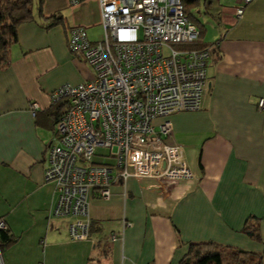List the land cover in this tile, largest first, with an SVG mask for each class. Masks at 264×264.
I'll return each mask as SVG.
<instances>
[{
	"label": "crops",
	"instance_id": "obj_1",
	"mask_svg": "<svg viewBox=\"0 0 264 264\" xmlns=\"http://www.w3.org/2000/svg\"><path fill=\"white\" fill-rule=\"evenodd\" d=\"M237 3L190 6L211 51L202 107L152 122L170 120L173 138L166 140L180 145L196 179L177 183L155 208L131 178L112 184L107 200L92 193L83 241L71 239L70 217L51 214L56 193L44 179L45 150L63 102L52 103L51 92L94 75L69 52V30L84 26L99 41L100 4L44 0V17L17 27L0 67V264H180L199 244L252 252L264 264V110L257 107L264 98V0L249 2L240 18ZM55 14V24L44 19ZM31 102L38 104L34 115ZM254 221L257 239L243 233Z\"/></svg>",
	"mask_w": 264,
	"mask_h": 264
},
{
	"label": "built area",
	"instance_id": "obj_2",
	"mask_svg": "<svg viewBox=\"0 0 264 264\" xmlns=\"http://www.w3.org/2000/svg\"><path fill=\"white\" fill-rule=\"evenodd\" d=\"M98 1L102 38L91 41L86 28L75 25L67 39L71 55L87 62L94 75L77 84L63 83L50 94L52 103L63 100L66 110L45 150L44 179L55 187L51 214L71 218L73 241L88 239L92 193L107 200L112 184L131 178L139 183L146 205L155 208L177 183L196 179L180 145L167 142L173 138L170 120L157 127L152 122L200 109L208 82L210 47L172 46L199 36L182 0ZM251 1L238 0L237 18ZM257 107L264 110V98ZM37 109L36 102L29 104L33 115ZM99 148L110 151L112 162H94ZM5 230L0 219V231Z\"/></svg>",
	"mask_w": 264,
	"mask_h": 264
},
{
	"label": "trees",
	"instance_id": "obj_3",
	"mask_svg": "<svg viewBox=\"0 0 264 264\" xmlns=\"http://www.w3.org/2000/svg\"><path fill=\"white\" fill-rule=\"evenodd\" d=\"M197 1L182 0L189 20L199 29L198 39L194 42L186 43L188 48L208 47L207 43L202 39L203 26L189 12L190 6L195 5ZM43 2L44 0H0V67L8 62V50L16 41L17 27L23 22L34 20L36 16L44 17L42 12ZM44 19H48L49 24H55L60 20V16L55 14ZM58 105L59 111L57 112L55 123L58 117L66 110L65 102ZM243 233L257 239L259 233L257 222H248L244 227ZM180 264H262V259L259 255L240 249L213 244H199L189 247L188 253L180 261Z\"/></svg>",
	"mask_w": 264,
	"mask_h": 264
},
{
	"label": "rangeland",
	"instance_id": "obj_4",
	"mask_svg": "<svg viewBox=\"0 0 264 264\" xmlns=\"http://www.w3.org/2000/svg\"><path fill=\"white\" fill-rule=\"evenodd\" d=\"M196 8L193 9L194 12H196ZM172 46L175 49H186L188 48V45H186V43H174L172 44ZM110 154V151L108 149L105 148H99L93 158L94 162L96 163H109L112 162V160L110 158H108Z\"/></svg>",
	"mask_w": 264,
	"mask_h": 264
}]
</instances>
